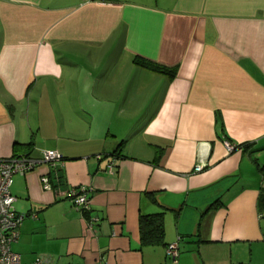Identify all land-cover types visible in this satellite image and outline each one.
<instances>
[{
  "label": "crops",
  "instance_id": "obj_1",
  "mask_svg": "<svg viewBox=\"0 0 264 264\" xmlns=\"http://www.w3.org/2000/svg\"><path fill=\"white\" fill-rule=\"evenodd\" d=\"M41 150L63 160L11 185L23 264H259L264 0H0V160Z\"/></svg>",
  "mask_w": 264,
  "mask_h": 264
},
{
  "label": "built area",
  "instance_id": "obj_2",
  "mask_svg": "<svg viewBox=\"0 0 264 264\" xmlns=\"http://www.w3.org/2000/svg\"><path fill=\"white\" fill-rule=\"evenodd\" d=\"M228 153L232 152L235 145L229 141L224 142ZM101 156L98 155L99 159ZM63 160L62 155L56 150H41V159H34L28 155L10 156L7 159L0 160V264H23L18 253L12 250V245L17 242L20 236V226L23 216L17 214L14 204L16 197L11 193L13 176L16 174L24 175L32 171L39 162L54 166ZM204 164L196 163L194 171L200 172ZM116 170L114 162L107 166V172L113 174ZM41 183L44 190H51V183L48 176L41 177ZM86 186L72 187L68 192V199L79 210H89V192ZM97 217H92L88 223L89 229L93 227ZM167 256L174 261L178 256V246L171 243L166 249ZM29 264H55L47 256H37Z\"/></svg>",
  "mask_w": 264,
  "mask_h": 264
},
{
  "label": "trees",
  "instance_id": "obj_3",
  "mask_svg": "<svg viewBox=\"0 0 264 264\" xmlns=\"http://www.w3.org/2000/svg\"><path fill=\"white\" fill-rule=\"evenodd\" d=\"M134 62L137 65L161 73L173 75L175 70L157 65L143 58L136 57ZM236 149V146L234 150ZM259 206L264 208V189H261L258 198ZM215 205V204H214ZM139 231L141 245L163 244V219L162 213L152 215H141L139 217Z\"/></svg>",
  "mask_w": 264,
  "mask_h": 264
},
{
  "label": "rangeland",
  "instance_id": "obj_4",
  "mask_svg": "<svg viewBox=\"0 0 264 264\" xmlns=\"http://www.w3.org/2000/svg\"><path fill=\"white\" fill-rule=\"evenodd\" d=\"M259 264H264V259H262V260L259 262Z\"/></svg>",
  "mask_w": 264,
  "mask_h": 264
}]
</instances>
